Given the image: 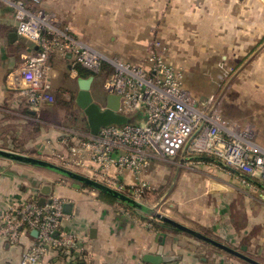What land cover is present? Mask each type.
<instances>
[{
    "label": "crops",
    "instance_id": "obj_1",
    "mask_svg": "<svg viewBox=\"0 0 264 264\" xmlns=\"http://www.w3.org/2000/svg\"><path fill=\"white\" fill-rule=\"evenodd\" d=\"M41 7L55 15L80 40L104 52L111 59H122L134 65L142 64L150 43L158 39L167 48V58L174 66L179 69L195 68L198 72L202 70L199 77H194V82L216 84L217 90L225 81L229 82L231 95L226 103L223 91L218 94L215 90L212 94L224 97V119L242 128L251 127L252 141L264 149V0H41ZM17 28L16 8L0 1V119L15 115L19 119L17 132H22L23 125L28 124L29 114H40L38 109L28 105L25 95L12 90L6 82L9 73L19 67L22 53L30 48L29 43L18 36ZM70 64L71 56L68 54L56 53L52 57L53 93L63 98L61 103L70 112L68 119H63L60 116L62 107L52 106L50 111V115H54L50 116L49 125L59 129V133L55 131L50 136L53 142L50 143V149L58 151L52 153L59 161L62 155L70 156L72 146L92 135L87 122L84 130L64 123L66 120L72 121L73 109L79 108L76 104L80 90L79 78L69 77ZM227 68L234 69V72L224 70L225 74L222 75L220 69ZM214 69H217L216 73ZM186 89L198 103L211 96L209 89V93L205 94L195 89ZM195 95L206 99H199ZM106 96L107 93L97 103L106 107ZM79 110L87 121L84 112ZM12 123V120L4 122L5 126ZM48 146L44 144V149ZM0 159L5 160L0 164V226L5 209L12 205L35 201L43 206L51 197H58L65 202V213L69 217L63 219L60 231L76 234L77 243L68 249L50 248L41 264H132L146 255H157L160 249L164 264H198V261H205L204 257H199L198 249L195 254L196 243L193 240L197 238L172 228L152 215L120 202L107 203L97 191L34 166L31 167L41 173L35 171L33 176L41 175L40 180L28 179L27 182L29 172H34L33 169H25L26 175L23 176L11 171L10 166L13 163L30 165ZM84 160L85 166L72 165L70 168L92 178V164L87 156ZM155 160L151 159L152 172L147 177L141 175L138 178L131 171L119 174L116 168L112 169L116 189L124 193L133 191L141 187L145 178L147 183L163 186L171 167L175 170L178 168L179 172L182 170L176 176L177 182L182 180L188 184L192 181L203 186H206L207 180L211 185L216 183L208 190L202 188L203 192L220 191L219 184L223 183L220 173L246 186L256 183L247 181L241 172L222 168L211 157L194 155L188 151H184L179 163L167 162L171 166L169 170L160 165L162 162ZM20 181L23 185H19ZM255 187L263 191L259 186ZM188 189L192 187L188 186ZM43 199L45 203L41 204ZM229 210L230 205L226 203L224 209L218 211V216L227 218ZM208 212L205 209L203 212L194 210L179 213L199 226L189 227L195 231L202 233L207 229L235 238L236 228L242 225L237 226L235 220L233 223V216L228 217V224L204 222ZM164 215L168 216L166 213ZM244 224L246 235L249 230ZM93 230L95 233H92ZM36 236L32 232L31 237L26 236L16 245L0 237V264H20L23 252ZM177 241L179 247L176 249L173 245ZM211 246L215 248L213 259L219 261L217 264L227 262V257L232 264H240L237 259H231L235 256ZM261 251H264L263 246Z\"/></svg>",
    "mask_w": 264,
    "mask_h": 264
},
{
    "label": "built area",
    "instance_id": "obj_2",
    "mask_svg": "<svg viewBox=\"0 0 264 264\" xmlns=\"http://www.w3.org/2000/svg\"><path fill=\"white\" fill-rule=\"evenodd\" d=\"M0 1L16 8L17 34L30 45L6 82L28 97L33 109L53 101L51 60L56 53L71 56V78H80L78 67L91 76L100 73L104 63L115 68L104 91L121 97L119 113L129 122L103 127L98 135L72 146L70 156L59 157L64 167L85 166L87 156L92 178L116 189L112 169L119 174L131 171L139 178L149 169L151 159L173 158L188 151L264 182V149L252 141V128L224 119V97L213 95L198 103L184 86L183 71L169 62L168 50L160 40L150 43L143 64L134 65L111 59L80 40L41 7V0ZM149 188L142 183L133 191L141 193ZM68 217L65 202L58 197H51L43 206L31 201L20 211L11 208L0 226V237L16 245L36 231L20 264H40L50 248H72L77 242L73 234L60 231L61 221ZM136 264L147 263L139 259Z\"/></svg>",
    "mask_w": 264,
    "mask_h": 264
},
{
    "label": "rangeland",
    "instance_id": "obj_3",
    "mask_svg": "<svg viewBox=\"0 0 264 264\" xmlns=\"http://www.w3.org/2000/svg\"><path fill=\"white\" fill-rule=\"evenodd\" d=\"M102 53L104 54V52ZM119 60H122V59H119ZM136 65H141V64H136ZM51 66H52V60H51ZM103 68L104 69L101 70L100 73L92 75L94 77V84L92 87V92H93L96 102H100L101 99L104 98V94H106L104 91V85L106 84L107 80H109L112 77L113 73L115 72L114 66L109 63H104ZM181 70L184 73V86L186 88L195 89L202 93L204 92V94L209 93L207 92V90L209 89V91L211 90L209 95L213 96L212 94L215 93V90H217L216 84L194 82L195 80L194 77L197 75L199 77L202 73V70H199V72H198V69H195V68H189V69L183 68ZM224 70H226L227 72L231 71V73L232 71L234 72V69H230V68L220 69V71L222 72V75L225 74ZM214 72L216 73L217 69H214ZM230 86L231 84L225 81L221 85V87L216 91L218 92V94L221 93L222 91H223L222 92L223 95L226 94V96H224L226 97L225 103H226L227 98L230 97L231 95ZM52 96H53L52 102L44 103L38 109L40 115L34 116V115L29 114L28 124L23 125L22 132H17L19 131V128L17 125V121H19V119L15 115L7 116L5 120L0 119V149L16 152L19 154L28 155V156L35 157V158H40V159L63 166L62 161L61 160L59 161L57 156L52 153V151H54L55 153H58V151H56L55 149L54 150L50 149V146L53 144L52 139H51L52 137L50 136L55 131L57 132L59 131V129H56L55 127H52L51 125H49L51 124L50 116L54 115V114L50 115V111H52L51 110L52 106L62 107L63 111L60 112L61 113L60 116L64 117L63 119H68V115L70 114V112L66 108H64L65 107L64 105L61 104L63 98L59 94L54 92ZM196 97L199 99H206L205 97L204 98H201L198 96ZM73 110L75 112H73L72 114L73 115L72 121L66 120L64 121V123L68 125L72 124L73 126H77L81 128L82 130H84L83 127H85V125L87 124L86 123L87 121L85 120L83 113L77 107L74 108ZM223 112L225 114V106L223 107ZM54 113H57V112H54ZM60 113L56 115H59ZM9 120L10 121L12 120L13 122L12 125L5 126L4 122H7ZM87 127H88V124H87ZM51 142L52 144H50ZM44 144L46 146L49 145L47 149H44L45 148ZM183 153L184 152H181L180 154H178L176 157H173V158H159V159L156 158L155 162H158V161L162 162L160 163V165L165 167L166 170H169L168 168L171 166H169L167 162L172 161L174 163H179L180 162L179 160L183 157ZM4 161L5 160L0 159V164L1 162H4ZM11 163H9V165H13V164L14 165L10 166L11 168L10 170L15 172V174L17 175L21 173L24 176L26 175L25 171L27 169H33L31 166H25V165L22 166L17 163H13V164ZM171 168L172 170L171 169L169 170L170 171L169 177L164 180L165 182L163 181L164 185L159 186V184H157L155 186L151 182L147 183L146 178H145L149 175L150 172H152L149 167V169H147V171H145L142 175L145 176L144 177L145 181L143 183H147L150 188L142 190L141 193H137L136 191L135 192L126 191V194L136 199L140 203L148 206L149 208L154 209L158 213H161V214L166 213L168 214L169 217H174L173 219L175 221L183 225H186L188 227L194 226L195 228H198L199 226H196V224H194L190 220L185 219L183 216L180 215L179 212L186 213V211L193 212L194 210L203 212L205 209L206 210L208 209L209 214H206L205 217L206 218L211 217V218L210 219L205 218L204 222L214 221L215 223H219V224H226V223L228 224L229 222L228 217L230 215L231 217L233 216V219L231 218V221L233 222V220H235L236 222L235 224L237 226L242 225L241 228H236L235 238L234 237L230 238L228 235H225L222 232L218 234V233H215L207 229L202 231L201 234L211 239H214L228 247H231L236 251H239L240 253L253 259L254 261L264 264V251H261V247L262 246L264 247V190L260 191L259 189H257V187H255V185L257 184H254L252 186H246L244 184H241L235 181L234 179L232 180L231 176L227 177L226 175H223L220 173V177L221 179H223V183L219 184L221 185L219 186L220 191H213L210 193L208 191L203 192L202 188L208 190L210 189L211 186H213V184H216V183H213L211 185L210 181L207 180L208 182L205 181L206 186H203L201 183L199 184V183L192 182V181L188 184L185 182H182V180L177 182L176 176H178V173L180 174L182 170H180L181 172H179L178 168H176V170L174 167H171ZM68 169L73 170L72 168H68ZM29 171H32V170H29ZM35 171L37 173L38 172L41 173L40 170H36V169L34 170V172H29L30 176L27 177V180H26L27 182L29 180L30 181L40 180L39 178L41 177V175L33 176V174L36 173ZM30 177L32 179H30ZM203 180L204 179L202 178L201 181ZM22 181H25V179ZM256 181L258 184H264V183H261V181L259 180H256ZM22 183L20 181L19 185H23ZM188 186H191L192 189H188ZM30 202L27 201V202L19 203V205H12L8 209H5L1 217V222H4L6 220V216L7 214L10 213L11 208H13L14 211H20L22 207H26ZM226 203H229L230 205V210H229L230 215L227 218H223L221 216H218L219 214L218 211H222ZM200 221L202 222V220ZM244 223H246L248 230H249L248 234L246 235L244 233V230H245L244 228H246ZM73 235L75 236L76 241H77L78 236L76 234H73ZM193 241H195L196 243L194 244L195 254H197L196 250L198 249V252H200L199 257L201 256V257H204L205 259L204 262L198 261V264H217L219 262V261L216 262L215 259H213V255L216 252L214 250L215 249L214 247H212L209 244H205L197 239ZM173 246H175V248L176 247L178 248L179 247L178 241ZM63 249H68V248L64 247ZM49 250L47 251L46 255L50 252ZM231 259H237L238 262H240V264H250L237 257L235 258L231 257ZM137 262L138 260L132 264H136ZM227 262L226 261L224 263L221 262V264H232L233 263L231 260H229L228 257H227Z\"/></svg>",
    "mask_w": 264,
    "mask_h": 264
},
{
    "label": "water",
    "instance_id": "obj_4",
    "mask_svg": "<svg viewBox=\"0 0 264 264\" xmlns=\"http://www.w3.org/2000/svg\"><path fill=\"white\" fill-rule=\"evenodd\" d=\"M78 81L80 90L76 98V104L79 109H81L86 115L89 130L92 135H98L103 127L110 125H125L129 122L126 116L119 113L121 104V97L119 95L108 93L106 96V108L104 109L99 103L96 102L92 92L94 77L91 75L87 78L80 77ZM0 158L52 171L62 177L78 182L85 187L97 191L98 193L109 195L115 198L120 203H123L133 209L152 215L153 217L158 218L172 228L187 233L211 245H214L219 249H222L223 251L250 264H261L245 256L239 251H236L231 247H228L214 239H211L164 214L157 213V211H155L154 209H151L148 206L140 203L139 201L127 195L126 193H123L122 191L114 189L106 185L105 183L80 174L76 171L70 170L64 166L40 158H35L12 151H6L3 149H0ZM44 203L45 199L41 201V204ZM33 233L34 235L38 234L36 231H34ZM92 233H95V230H93ZM142 260L147 264H164L165 262V259L162 256V249L159 250L157 255H146Z\"/></svg>",
    "mask_w": 264,
    "mask_h": 264
},
{
    "label": "trees",
    "instance_id": "obj_5",
    "mask_svg": "<svg viewBox=\"0 0 264 264\" xmlns=\"http://www.w3.org/2000/svg\"><path fill=\"white\" fill-rule=\"evenodd\" d=\"M78 70H79V72H80V75L82 76V77H84V78H87V77H89L91 74L87 71V70H85V69H83L82 67H78ZM52 94H53V91H52ZM27 101H28V105L30 106V107H32L31 106V102H30V100H29V98L27 97ZM75 101H73L72 103H74ZM62 104V103H61ZM66 106V105H65ZM141 117V116H140ZM140 117H138V118H140ZM130 123H132V124H134V123H136L133 119H130ZM201 156H203V157H205L206 155H201ZM244 178L247 180V181H249V182H251V183H254V181L257 183V179H251V178H249V177H247L246 175H244ZM256 183H254V184H256ZM261 183H264V182H261ZM259 187H260V189L261 190H264V184H257ZM101 194V193H100ZM101 197H102V199L105 201V202H107V203H110V204H112V203H117V202H119V201H117L115 198H113V197H111V196H109V195H106V194H101ZM127 208V207H126ZM128 209V208H127ZM131 210V209H130ZM132 211V210H131Z\"/></svg>",
    "mask_w": 264,
    "mask_h": 264
}]
</instances>
